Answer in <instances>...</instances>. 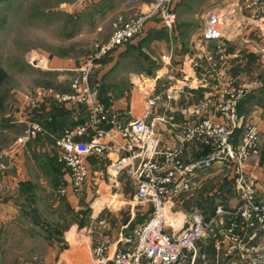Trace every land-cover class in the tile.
I'll return each mask as SVG.
<instances>
[{
  "label": "crops",
  "instance_id": "crops-1",
  "mask_svg": "<svg viewBox=\"0 0 264 264\" xmlns=\"http://www.w3.org/2000/svg\"><path fill=\"white\" fill-rule=\"evenodd\" d=\"M151 1L115 0L116 11L127 16L126 18H131L145 3ZM98 2L101 3L102 16L105 13L109 14V11L114 8V4L107 6L110 10L105 8L106 5H103V2L107 0H98ZM173 8L176 21L171 29L165 28L158 19L148 20L140 37L132 41L131 46L125 47L126 54L119 50L120 53L106 60L108 64H102V61L109 55L96 63V69L101 68L98 72H92L89 83L97 89L98 100L104 105L109 116H114L118 123L125 125L143 117L146 114V100L157 97V107L159 109L168 107L170 111L167 117H155L164 122V125L161 124L165 131H161L162 134L157 132L161 146L168 145L171 135L175 132L174 126L185 121L197 123L200 118H193L195 116L192 112L197 113L205 109L208 107V102L212 104L213 85H209L204 80L206 74H210L209 78L213 79V83L218 77L231 78L230 75L233 72L238 73L243 58L247 56L246 62L253 63L255 73L251 80L250 77L244 76L242 77L244 80L237 84L238 86L241 84L240 87L245 89V96L238 106V117L244 124L250 123L263 130L264 13L257 20L251 19L244 10L242 0H173ZM219 38L222 40L220 41ZM219 42H222V45H219ZM140 47H150L151 53L154 51L153 54L159 58V67L153 69L148 58L142 56L140 60L150 63L148 66L145 65V68L139 69L136 65L124 70L121 65L122 60L132 53L139 54L143 51ZM218 63H222L221 68ZM235 65L238 67L235 68ZM72 66L75 65L53 63L49 72L57 71L59 67L71 69ZM124 78L128 80L123 82ZM55 79L59 80V83L62 77L56 76ZM60 83L62 85H58L57 92L69 93V82L66 80ZM157 83L161 86H156ZM35 90L37 89L33 91ZM162 98L164 99L161 100ZM51 102H41L35 109L29 110L20 98L12 121L0 128V134L4 136L3 142L5 141L0 142V264H38L37 257L24 258L26 254H33L35 248L32 251V248L26 249L22 246L10 247L6 241L9 236H23L26 231H32L35 233L32 237H35L38 234L34 231H38L37 226L47 225V222L42 219H34L33 214L38 213L40 203L46 205L50 203L55 207V199H52V203L49 202L48 195H43L45 192L39 195L40 190L49 191L54 197L57 196L58 201L64 198L63 201L76 214L75 220H71L70 224L64 228L61 237L64 245L59 248L56 261L53 255L54 240L44 230L47 242L46 247L42 249L44 264H100L92 254V249L98 241L103 240L107 243L108 255L111 257L117 250H125L127 245L123 244L122 240L131 237L134 229L143 224V220L146 216L148 217L147 206L138 205L135 199V186L125 173L118 176L115 186L106 181L110 191H116L109 198L90 200L84 208L75 206L73 197L69 195L70 188L75 187L70 181L66 167L58 161L60 151L56 141L65 131L86 125L88 109L82 105H57L58 103ZM157 107L152 109L146 118V121L153 125L155 119L152 120V115L155 109H158ZM174 116L178 117V124L173 121ZM26 121L38 123L42 127V132L20 145L17 143V138L26 128ZM166 122L171 125V128L166 125ZM14 129H16L14 134L8 132ZM236 134L239 135L240 130H237ZM89 138L90 136H85L81 140L88 141ZM115 138L120 142L119 136L116 135ZM107 140L104 137L98 139L99 142ZM192 152L190 146L186 148L183 156L185 162L188 155L199 156ZM116 157L115 154L89 156L86 159V166L91 174L104 173L107 180L108 166ZM261 158L259 162H253L254 165L249 164L252 162L243 164V174L250 176L251 186L249 187L257 185L264 190V153ZM218 168L221 167L216 165L210 171L200 175L201 189L203 184L211 183L210 180L215 178V174H220ZM224 169L225 167L222 170ZM120 181H127L126 184L130 190H126L124 183ZM235 185L238 188L239 183L236 182ZM211 190L213 187L209 188L210 192L206 193L205 197H200L197 202L211 203L210 198L213 196ZM202 191L201 196H203ZM236 194L239 192L236 191ZM192 196L184 195L180 204L177 203L171 207L178 211L168 212L167 231L169 233H177L185 223L194 218L210 216L211 210L205 211L199 208L198 203L186 214L181 211L186 200ZM221 201L225 203V200ZM48 244H51L50 248ZM198 253L199 256L204 257L206 264H212L214 252L211 242L206 240L200 242ZM105 264L112 263L108 261ZM195 264H203L200 257Z\"/></svg>",
  "mask_w": 264,
  "mask_h": 264
},
{
  "label": "built area",
  "instance_id": "built-area-1",
  "mask_svg": "<svg viewBox=\"0 0 264 264\" xmlns=\"http://www.w3.org/2000/svg\"><path fill=\"white\" fill-rule=\"evenodd\" d=\"M243 5L255 20L264 13V0H243ZM175 17L172 0L144 4L129 22L114 21L109 39L77 68H71L77 74L71 80L69 93L40 88L30 100L24 95L23 101L31 110L44 101L86 106L87 124L65 131L56 141L58 161L66 167L71 183L76 188L87 182L89 156L115 154L116 159L108 166L107 181L115 186L118 176L127 174L136 189V202L148 208L146 221L134 229L131 237L122 240L127 245L125 250H117L110 257L107 243H96L92 254L100 264H195L198 257L206 264L198 253V244L204 240L212 244V264H264V190L257 185L259 193L239 185L238 196L227 203L218 200L209 217L194 218L177 233L167 231L169 209L198 188L201 174L216 165L231 164L230 174L225 175L229 179L231 174H242L248 158L259 156L264 135L238 117L245 89L232 78H217L212 86L213 114L197 123L185 121L179 129L174 126L170 143L162 147L154 125L146 121L149 112L158 106L157 97L146 100L143 117L121 125L109 116L98 100L97 89L89 83L97 61L139 35L148 20L158 19L171 29ZM40 132L38 123L26 121L17 143L22 145ZM85 136H90L88 141L81 140ZM103 137L108 140L99 142ZM189 146L199 156L188 155L185 162L183 156Z\"/></svg>",
  "mask_w": 264,
  "mask_h": 264
},
{
  "label": "rangeland",
  "instance_id": "rangeland-1",
  "mask_svg": "<svg viewBox=\"0 0 264 264\" xmlns=\"http://www.w3.org/2000/svg\"><path fill=\"white\" fill-rule=\"evenodd\" d=\"M151 2L145 4L148 5ZM113 4V10L109 11V14L105 13L104 16L107 17L104 18L100 11L101 3L98 2V0H0V77L3 74V78L0 82V95L2 97L0 103V128L2 125L4 126L12 121V116L18 108V100L24 95L30 100L34 94L33 90L35 88H51L57 91L59 87L58 85H62L60 82L66 80L69 82L70 86L72 78L76 76L77 73L71 72V69L63 67H59V70L57 71L49 72L50 66L53 65V63H55V65L71 63L75 65L74 67L72 66V69L77 68L82 61L94 53L98 46L109 39L113 30L112 23L114 21L120 19L121 22H129L137 14L136 11L131 18H126L127 16H123L116 11L117 5H115V0H107V2H103V5H106L105 8L108 10L110 9L107 8V6ZM245 12L251 19H254L249 11L245 10ZM139 37L140 34L135 36L128 43L114 50L109 54V57L102 61V64H108L106 63L108 62L106 60H110L114 54L117 55L120 52L126 54L127 50H125V47L131 46L130 43L137 40ZM219 40L221 41L222 38H219ZM218 44L222 45V42H219ZM140 48H143V51H140L139 54L136 52L132 53L129 57H125V59L122 60L121 65H123L124 70L133 68L136 65L139 69L142 67L145 68V65L148 66L150 63L153 69L159 67V58L153 54L154 51L151 53L150 47ZM134 54L135 56H132ZM142 56H146L150 63H144L143 59L142 62L140 60ZM32 57H34V59ZM246 57H244L245 59L243 58L241 68L237 71L238 73L233 72V74L230 75L232 80L238 85L239 81L244 80L242 77H250L251 80L255 73L253 63L247 64ZM43 58H45V60ZM54 60H56V62H53ZM50 62L52 63L51 65ZM218 65L221 68L222 63H218ZM236 67H238V65H235V68ZM100 68L101 67H98L96 69L95 66L90 74H92L93 71L98 72ZM56 76L62 77V80H60L59 83V80L55 79ZM209 76L210 74H206L204 80L209 85H213L217 79H215L213 83V79L209 78ZM112 78H114V76ZM122 80L125 82L124 80H128V78ZM107 82L112 83L113 81ZM156 86H161V84L157 83ZM163 99L164 98L161 100ZM210 99L211 98H209V100ZM55 104L57 103L55 102ZM27 106L29 108V105ZM154 112L155 113L152 115V120L155 119V121L153 120L154 130L161 133V131H165L164 127H162L164 122H161L158 117H155H167V114L170 111L167 107V109H155ZM192 114L195 116L193 118H200L198 121L200 122L213 114V104L208 102V107L203 110L201 109L197 113L193 111ZM174 118L173 121L178 124V117L174 116ZM182 123L178 124V129L179 125ZM166 125L171 128V125H169L168 122H166ZM8 132L14 134L16 129L12 131L8 130ZM260 133L264 135V129L260 130ZM3 139V134H0L1 143L5 142H3ZM262 153H264V138L262 139L259 156L257 158H248L244 164L252 162L249 164L254 165L255 162H259L262 159ZM220 167L221 168H218L220 174H215V178L210 180L211 183L206 185L203 184V189H201L202 185L200 186L199 183L200 187L198 186L197 189L189 194L193 196L184 203L183 208L181 209L183 213L186 214L192 207L194 208L196 203L199 204V202H197L199 198L205 197V195H207L206 193L210 192L209 188L212 187L213 190H211V194L213 193V196L210 198L211 203L208 204L205 202L203 205H205L206 208L208 207V209L213 208V210L215 209L218 200H225V203H227L232 201L231 199L238 195L236 194V191L237 193L239 192L235 185L236 182L245 190H249L253 193L260 192L256 185L249 187L251 186V180L249 179L250 176L247 174L244 175L243 171L241 175L234 174L233 180H229L225 175L227 176L230 174L232 165H222ZM223 167H225L224 170H222ZM98 174L99 175L91 174L89 172V179L83 186L70 188L69 195L70 197H73L72 200L75 203V206L77 205L84 208L88 205L90 200L101 197L109 198L111 194L116 192L115 190L110 191L111 189L106 182L107 180L105 179L104 173ZM240 177L241 180L239 181ZM122 181L120 182L124 183L123 185L126 187V190H130V187L126 184L128 182ZM55 190L57 189L55 188ZM201 191L203 196H201ZM43 192L45 193L43 194ZM38 193L40 196L42 194L45 196L48 195V201L51 203L53 201L52 199H55V207L50 205V203L48 205L40 203L41 205L38 206L39 214H33L34 219H42L47 222V225L39 224L37 226L38 231H34L38 233V236L36 235L35 237H32L35 233L32 231H26L23 236H9L6 244L10 247L22 246L26 249L32 248V251L35 248L33 254H26L24 255V258L27 257L28 259L31 256H34V258L37 257L36 260L38 264H44V253L42 252V249H44L47 244L45 231L48 230L52 237L51 239L54 240L55 247L53 249V255L54 260L56 261L58 258V252L60 251L59 248H62L64 245V241L61 238L64 228L70 224L71 220H75L74 215L76 214L69 208L68 204L63 201L64 198H60L58 201L57 196L54 197L49 191L45 190H40ZM197 197L198 199H196ZM203 200L205 199L203 198ZM25 209L28 210L27 208ZM175 210L178 211V209L170 208L168 212L174 213L176 212ZM50 246L51 244L49 245V248ZM37 249L38 251L36 252Z\"/></svg>",
  "mask_w": 264,
  "mask_h": 264
},
{
  "label": "trees",
  "instance_id": "trees-1",
  "mask_svg": "<svg viewBox=\"0 0 264 264\" xmlns=\"http://www.w3.org/2000/svg\"><path fill=\"white\" fill-rule=\"evenodd\" d=\"M97 62H98V61H97ZM2 78H3V74H2L1 77H0V82H1ZM1 100H2V97H1V95H0V103H1ZM233 176H234V175L231 174L229 180H233ZM229 183H230V182H229ZM229 183H228V184H229ZM226 185H227V184H226ZM231 200H232V199H231ZM208 204H210V203H208ZM177 206H178V205H177ZM177 206H176V207H177ZM176 207H175V208H176ZM204 207H205V205H203V204H199V208H203L205 211L211 210L210 213H211V214L213 213V211H214L213 208H212V209H208V207H207V208H206V207L204 208ZM177 208H178V207H177ZM186 208H187V205H186ZM211 214H210V215H211ZM146 219H147V216H146L145 220H146ZM145 220H143V221L145 222ZM65 228H66V227H65ZM46 232H48V231H46ZM48 233H49V232H48ZM49 234H50V233H49Z\"/></svg>",
  "mask_w": 264,
  "mask_h": 264
},
{
  "label": "bare ground",
  "instance_id": "bare-ground-1",
  "mask_svg": "<svg viewBox=\"0 0 264 264\" xmlns=\"http://www.w3.org/2000/svg\"><path fill=\"white\" fill-rule=\"evenodd\" d=\"M33 59H34V57H32ZM44 59V58H43ZM42 61H44V60H42ZM39 62V61H38ZM41 65V64H40ZM42 66V65H41Z\"/></svg>",
  "mask_w": 264,
  "mask_h": 264
}]
</instances>
